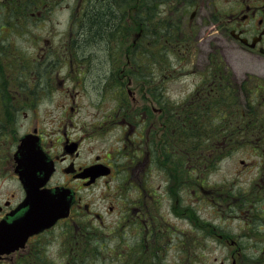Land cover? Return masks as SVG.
<instances>
[{"label": "flooded vegetation", "instance_id": "1", "mask_svg": "<svg viewBox=\"0 0 264 264\" xmlns=\"http://www.w3.org/2000/svg\"><path fill=\"white\" fill-rule=\"evenodd\" d=\"M98 1L0 2V18L4 20L0 28L16 19L19 22L9 26L10 31L15 27L14 31L24 34L28 27L26 20L34 18L38 29L35 43L28 49L31 54L26 53L27 49L22 51L23 43L11 45L8 36L4 40L0 38V223L24 210L21 205L27 192L15 168L22 137L28 133L33 139L30 146L37 153L33 178L41 183L40 168L47 174L50 172L47 182L40 184L37 191L57 188L66 199L71 197L66 217L28 236L21 248L2 254L0 263L39 264L40 253L55 239L58 244L66 243L59 248L60 256L72 261L78 254L74 251L76 248L81 250L84 264L100 259L95 254V245L103 244L106 248L109 241L112 245L106 252L118 264H165L157 244L145 247L141 243L150 236H165L164 226L158 223L148 204L154 195L153 182L152 187L149 184L150 167L165 161L167 169L158 184L161 195L165 196L166 192L168 196L179 197L187 190L192 194L208 192L218 212L222 206L218 205L220 196L216 184L205 187L197 171L202 162L212 164L222 157L221 152L217 156L219 145L222 151L235 140L252 153L247 161L241 160L251 173L245 191L253 194L240 192L245 205L243 224L246 221L241 225L242 241L246 243L242 250L250 256L256 255L251 257L264 264V205L261 202L264 197H259L264 195V72L259 69L258 74L253 69L258 63L264 64V0H104L112 22L101 36L103 42L91 48L85 21ZM155 4L162 6L158 17L154 15ZM155 20L160 24L155 26ZM18 34L15 36L21 39ZM154 34L165 36V94L160 91L152 95L147 85L149 100L141 102L132 83L142 78L143 83L150 84L152 76L147 75L148 65L131 64L127 68L131 61L126 55L125 65L118 74L114 75L115 66L108 73L110 80L117 79L122 84L129 101L125 97L116 108L94 109L89 113L92 118L91 133H88L84 117L80 116V97L86 93L85 86L91 84L101 96L102 105L104 96L98 83L107 78L103 61L98 60L96 72H91L90 51H104L105 35L128 36L121 41L128 43L132 50L143 37ZM237 63L244 66L243 75ZM141 70L145 75H138ZM185 78H190L189 89L184 87ZM169 80L181 87L172 92ZM154 100L159 106L154 105ZM127 101L129 107L124 106ZM33 108L37 113L32 120L29 111ZM211 108L224 114L231 125L226 139L215 144L209 141L210 136L200 139L199 125L191 120L198 119L200 113L208 115ZM25 119L32 127L22 123ZM117 128L111 148L105 139L101 141V136ZM85 143L90 144L86 147ZM165 175L166 190L162 183ZM117 180L120 184L131 181L127 188L132 186L135 190L133 203L124 206V215H117L113 200L103 191L109 192ZM182 181L188 183L186 190L182 188ZM175 182L178 184L173 186ZM97 188L102 190L98 198L103 211L82 199V194L88 195ZM227 197L229 201L224 206L229 208L234 198ZM110 213L117 216L113 225H107L103 219ZM209 227L212 229L209 234H214L216 227ZM132 229L127 239L126 234ZM217 235L226 240L224 235ZM118 238L123 239L114 240ZM94 240L97 241L94 243ZM116 244H125L128 251H118Z\"/></svg>", "mask_w": 264, "mask_h": 264}, {"label": "rangeland", "instance_id": "2", "mask_svg": "<svg viewBox=\"0 0 264 264\" xmlns=\"http://www.w3.org/2000/svg\"><path fill=\"white\" fill-rule=\"evenodd\" d=\"M2 0H0L1 2ZM9 1V0H8ZM14 3V2H13ZM11 3V9L13 7ZM161 4L154 5V15L158 17L157 12H161ZM2 10H0L1 15ZM27 18L23 19L24 21ZM4 20L0 18V26ZM155 26L160 24L159 20L154 21ZM26 27L24 34H18L14 31L15 27L10 31L9 26L0 28V38L4 40L5 35L9 38V43L24 44L22 51L27 49V54H31L28 49H31L32 45L35 43V39L38 33V29L34 22V18H28L26 20ZM6 30L9 32L6 33ZM15 34H18L21 37L17 38ZM105 48L104 51L91 50L90 66L91 72L95 73V66L99 61H103L102 65L106 70L107 78L105 81L98 83V88L100 93H103L104 102L101 105L100 98L98 94L95 93V90L90 87L91 84L85 86L86 93L80 97V107L81 112L80 116L84 117V122L87 124L86 129L88 133H91V128L89 123L91 122V113L94 109L97 108H116L119 105L117 104L120 100L125 97L129 101L126 92L122 91V84L117 82V79L110 80L109 73L114 68V75H117L119 69L123 68L125 65L126 55L130 59V64L132 65H141L147 68V75L152 76L150 84L143 83V79L140 78L138 81H133L132 85L136 86L135 94L145 103L149 100V97L146 95L147 85L152 89V95L154 93H159L163 91L165 94V38L161 34H154L150 37H143L139 42L138 46L135 49H130L128 43H122L121 39L128 38V36H113L105 35ZM151 41V43L149 42ZM149 42V43H148ZM130 43V41H129ZM12 45V44H11ZM236 61H240V57L235 58ZM255 65L253 67L255 73L260 74V70L264 72V64ZM149 65L151 68H149ZM244 66L240 63H237V69L241 71ZM120 69V70H121ZM249 69V68H248ZM260 69V70H259ZM138 72V75H145V71ZM126 79V78H123ZM190 78H185L184 87L189 89L191 84L188 83ZM172 92H176L180 86L176 81H168ZM94 85V84H93ZM123 85L126 87V84L123 82ZM181 87V86H180ZM97 89V86H94ZM126 102L124 106L129 107V102ZM154 105L158 103L154 100ZM36 109L33 108L32 112L29 111V114L36 116ZM87 114V115H85ZM75 115L74 117H76ZM193 123L199 125L200 128V139L206 137H211L210 142L215 144L216 141L225 140L228 134V130L231 125L229 121L226 120L224 114L210 109L209 114L200 113L198 119H191ZM96 121V120H95ZM23 124L32 127V123L25 119L22 121ZM192 123V124H193ZM118 128L110 131L101 136V141L105 139V143L109 144L112 148V139L118 134ZM204 131V132H202ZM239 141H233V144L227 148L223 147L220 151L221 146L219 145V150L217 151V156L220 157V152L222 157L218 159L217 162L212 164L201 163V166L198 169V174L204 180L205 187H209L207 184H216L219 192L218 205L222 206L218 209V212L215 210L212 200L208 198V192H202L198 194H192L189 190L183 192L179 197L174 196H165L161 195V192H158V184L161 183L162 172L165 174V161L163 164L154 163L150 167V181L149 184L152 187L153 182V197L148 199V204L152 206L154 211V217L159 220L158 223L162 224L165 228L164 237H153L150 236L143 243L144 246H151L152 243H155L159 246V250L162 252V257L165 258V264H261V262H256L254 254L251 253V256L246 253H243L242 248L246 246V243L242 241V232L244 220L243 210L245 208L243 201V193L250 194L248 191H245L248 186L249 178L251 177L250 169H246L245 165L241 163V160L247 161V157L252 155L250 149H247L244 146L237 145ZM95 146V142H92ZM90 143H85L84 146L88 147ZM228 146V145H227ZM213 149V147L211 148ZM199 151V150H198ZM88 155L85 154V157ZM185 166V165H184ZM187 166V165H186ZM178 168L177 165L172 166ZM171 167V168H172ZM185 168V167H184ZM167 169V168H166ZM188 168H185L187 170ZM201 178L199 179L201 181ZM152 180V181H151ZM179 182V179L177 180ZM178 182H175L173 186H176ZM162 183L166 186L168 185L165 181ZM182 188L186 190L188 183L182 181ZM131 184V181H127L124 184H120V181L117 180L113 183L112 189L107 192V189H104L105 196L108 199L113 200V207L117 215H124L123 209L124 206L130 205L133 203L135 198V190L132 186L127 188ZM172 186V185H171ZM14 187V184L13 186ZM227 188L229 189L227 191ZM13 189V188H12ZM98 189V188H97ZM92 190L88 195L82 194V199L88 201L94 205V209L98 211H103L104 207L102 201L98 198L99 193H101V188L98 190ZM172 190V188H171ZM174 193V190H172ZM87 192V191H85ZM177 192V191H176ZM175 192V193H176ZM117 194V195H116ZM116 195V196H115ZM228 195H232L234 198L233 202H229L231 205L229 208H226L224 205L229 201ZM262 199L264 195H259ZM176 198L178 201L176 202ZM180 198V199H179ZM264 205V199L261 201ZM147 203V202H146ZM196 205V206H195ZM195 206V207H194ZM212 212H214L212 214ZM238 215V216H237ZM128 218H131V213L128 212ZM117 216L110 213L109 215L104 216V221L107 225H113ZM242 221V222H241ZM210 225L215 226L214 234H209L212 229ZM242 225V226H241ZM60 227L53 231L56 232ZM134 229L130 230L126 234V238L129 239L131 233ZM217 234L224 235L226 240L221 239ZM192 237V238H190ZM215 237V238H214ZM123 238L114 239L122 240ZM97 240H94V243ZM106 248L103 247V244L97 243L95 246L97 248L96 255L100 257L93 264H118L117 261L111 259V255H108L106 251L111 248V241ZM60 244V245H59ZM54 239L52 242H49L39 255V264H84L81 259L71 261L65 256L62 257L59 255V248L62 245ZM189 244V246H188ZM120 252H127L128 247L125 244L115 245ZM116 255V254H115ZM34 256V255H33ZM113 258V257H112ZM116 257H114L115 259ZM1 264V263H0ZM25 264H28L26 262ZM140 264V263H137ZM145 264V263H142ZM151 264V263H150Z\"/></svg>", "mask_w": 264, "mask_h": 264}, {"label": "water", "instance_id": "3", "mask_svg": "<svg viewBox=\"0 0 264 264\" xmlns=\"http://www.w3.org/2000/svg\"><path fill=\"white\" fill-rule=\"evenodd\" d=\"M32 136L22 137L19 146L18 161L19 175L30 196L29 208H26L19 215L11 220H5L0 223V253L9 252L23 244L27 236L35 231L51 225L58 216L66 214L67 205H58L52 216L43 215L45 210V196L47 192L35 193L33 190V177L31 171L35 161L36 151L30 146ZM37 200L35 202H31ZM65 211H62L64 210ZM43 215V216H42ZM13 216V214H11Z\"/></svg>", "mask_w": 264, "mask_h": 264}, {"label": "trees", "instance_id": "4", "mask_svg": "<svg viewBox=\"0 0 264 264\" xmlns=\"http://www.w3.org/2000/svg\"><path fill=\"white\" fill-rule=\"evenodd\" d=\"M93 6V10L89 13L87 21H85V30L87 31V39L89 46L98 47L103 41L101 36L105 31L109 29V25L112 20L110 15L105 11L104 0H99ZM10 22V23H9ZM9 26L11 27L13 23H18L16 19L9 20Z\"/></svg>", "mask_w": 264, "mask_h": 264}]
</instances>
